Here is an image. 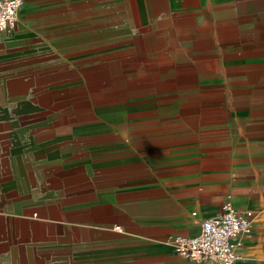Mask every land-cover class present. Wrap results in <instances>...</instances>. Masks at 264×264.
<instances>
[{
    "label": "crops",
    "instance_id": "obj_1",
    "mask_svg": "<svg viewBox=\"0 0 264 264\" xmlns=\"http://www.w3.org/2000/svg\"><path fill=\"white\" fill-rule=\"evenodd\" d=\"M235 3L25 0L0 35V264H192L174 239L226 199L256 215L236 264H264V56L232 48Z\"/></svg>",
    "mask_w": 264,
    "mask_h": 264
},
{
    "label": "built area",
    "instance_id": "obj_2",
    "mask_svg": "<svg viewBox=\"0 0 264 264\" xmlns=\"http://www.w3.org/2000/svg\"><path fill=\"white\" fill-rule=\"evenodd\" d=\"M24 2L0 0V35L5 37L16 30ZM192 216L197 218L198 213ZM255 219L253 211H239L226 199L218 215L198 219L200 232L196 236L174 239L175 253L192 264H236Z\"/></svg>",
    "mask_w": 264,
    "mask_h": 264
},
{
    "label": "rangeland",
    "instance_id": "obj_3",
    "mask_svg": "<svg viewBox=\"0 0 264 264\" xmlns=\"http://www.w3.org/2000/svg\"><path fill=\"white\" fill-rule=\"evenodd\" d=\"M229 10L227 15L240 37L232 48L242 50L245 55L264 56V0H236L235 8Z\"/></svg>",
    "mask_w": 264,
    "mask_h": 264
}]
</instances>
